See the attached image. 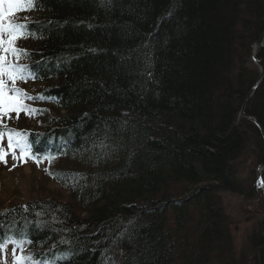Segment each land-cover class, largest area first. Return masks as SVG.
Segmentation results:
<instances>
[{"label": "trees", "instance_id": "trees-1", "mask_svg": "<svg viewBox=\"0 0 264 264\" xmlns=\"http://www.w3.org/2000/svg\"><path fill=\"white\" fill-rule=\"evenodd\" d=\"M35 2L16 22L44 97L25 103L46 111L24 132L67 195L0 207V243L42 264L239 263L223 198L245 192L241 153L264 161L259 129L236 125L264 0ZM247 110L264 129V76Z\"/></svg>", "mask_w": 264, "mask_h": 264}, {"label": "rangeland", "instance_id": "rangeland-1", "mask_svg": "<svg viewBox=\"0 0 264 264\" xmlns=\"http://www.w3.org/2000/svg\"><path fill=\"white\" fill-rule=\"evenodd\" d=\"M27 18H29V14L25 13L24 10L17 11V14L14 12L13 14L14 21ZM21 42L20 40L17 41V47L20 48L23 46ZM9 59H12L11 56ZM262 73L264 75V71ZM21 83L23 84V88L30 89L31 83ZM35 87L36 85H33V88ZM31 116L24 112H21L18 116L16 113H12L10 119H4V123L8 127L18 131L27 132L30 129L37 130L39 128L40 119H34ZM3 144L6 148V136ZM254 162L255 159L253 158L252 162H246L239 170V185L246 193L251 192L252 197L250 199L242 198L241 195H243V193L239 192L235 184V186H233L235 192H226L223 198L228 222L230 224V233L236 248L237 256L235 258L239 261L237 264H260L259 256H257L251 248L249 249L247 245L248 235L255 226L259 225L263 211L262 201L259 195H255L252 188L254 186L261 188V183L264 180V170L260 176L257 173V165ZM13 165H15V167H13ZM40 195H57L63 199H65L67 195L55 182L49 180L48 165L46 162L38 164L32 159H28L27 162H22L20 160L14 161L10 155L7 165L0 162V207L9 206L15 202L24 203ZM12 256L13 253L10 251L8 257L11 259ZM1 259L2 261H0V264H13L9 260L5 261L2 256H0V260Z\"/></svg>", "mask_w": 264, "mask_h": 264}, {"label": "snow or ice", "instance_id": "snow-or-ice-1", "mask_svg": "<svg viewBox=\"0 0 264 264\" xmlns=\"http://www.w3.org/2000/svg\"><path fill=\"white\" fill-rule=\"evenodd\" d=\"M37 7L35 0H0V162L7 165L8 157L12 160L27 162L30 158L36 163L47 160L51 163L56 157L51 154H41L39 150L34 151V142H30L28 134L23 131L8 127L4 119H10L12 113L17 116L24 112L31 116L38 114L44 109H37L25 103L26 100L43 99V96L32 97L26 91L18 87V82L36 79L37 74L33 71L39 64L27 65L20 62L21 57H28L29 52L17 47L19 39H27L32 33L29 31L28 22H14V12L20 10L31 11ZM39 38V37H38ZM94 51V50H93ZM11 56L12 59H9ZM7 139V147H4L3 141ZM67 142H65L66 146ZM101 149L105 145L101 143ZM15 167V165H13ZM27 210L28 206H24ZM6 213H0L5 215ZM42 213H36L37 216ZM65 243V241H61ZM18 247L23 248V242L13 241ZM6 244L0 243V250L6 248ZM16 249H13L15 256ZM63 258V257H62ZM17 264H23L25 260H31L32 264H42L40 261L32 260L31 256H15Z\"/></svg>", "mask_w": 264, "mask_h": 264}, {"label": "bare ground", "instance_id": "bare-ground-1", "mask_svg": "<svg viewBox=\"0 0 264 264\" xmlns=\"http://www.w3.org/2000/svg\"><path fill=\"white\" fill-rule=\"evenodd\" d=\"M264 48V30H263V34L262 36H260V39L252 42V44L249 47V57H248V64H252V66H255L257 69L259 68V75L257 77V79L255 80V82L253 84H251L246 92V95L243 99L242 104L240 105L239 109H238V114H237V122L236 125H240L242 122V120H247L250 121L251 123H253L260 131L261 136L263 138L264 141V129L261 126V124L259 123V121L257 120L256 116H254L253 114H251V112H249L247 110V106L250 102V100L253 98L256 89L259 87V85L261 84L262 80H263V76L261 75V73L264 71V67L261 63V61L259 60V58L257 57L258 52ZM256 56L257 60L260 62V66H258V64L254 61V57ZM247 65V64H246ZM239 123V124H238ZM254 156H252L251 154H249L248 152L244 151L243 153H241L234 161V163H232V165L238 169V171L240 170V167H242L243 164H245L246 162L249 163V161L252 162ZM257 166H256V170L258 171L257 173L261 176L262 171L264 170V161H255L254 162ZM259 195L260 200L262 201V205H263V211H262V218L259 222V225L255 226L252 231L250 232V234L248 235V240L249 239H255L258 237V235L261 234L260 231H258L257 229H259V227L264 223V180L261 183V188H258L255 192V195ZM239 195V194H238ZM254 195V196H255ZM242 198L244 199H250L252 197L251 192H243V195H241ZM227 215V213H226ZM229 228H230V224H229ZM251 239V240H252ZM250 241V240H249ZM234 242V241H233ZM248 243V241H247ZM248 245V244H247ZM251 250L259 255L261 254L262 251H264V246L263 245H259L256 247L251 246L250 247ZM260 256V255H259Z\"/></svg>", "mask_w": 264, "mask_h": 264}, {"label": "water", "instance_id": "water-1", "mask_svg": "<svg viewBox=\"0 0 264 264\" xmlns=\"http://www.w3.org/2000/svg\"><path fill=\"white\" fill-rule=\"evenodd\" d=\"M254 61L258 64V66H260V62L257 60L256 56L254 57ZM261 68V66H260ZM261 75H263V73H261Z\"/></svg>", "mask_w": 264, "mask_h": 264}]
</instances>
